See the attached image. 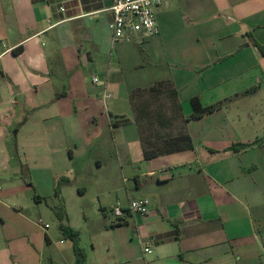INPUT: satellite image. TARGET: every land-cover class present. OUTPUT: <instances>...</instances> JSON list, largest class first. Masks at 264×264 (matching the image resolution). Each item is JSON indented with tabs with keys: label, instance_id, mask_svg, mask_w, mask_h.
Segmentation results:
<instances>
[{
	"label": "crops",
	"instance_id": "crops-1",
	"mask_svg": "<svg viewBox=\"0 0 264 264\" xmlns=\"http://www.w3.org/2000/svg\"><path fill=\"white\" fill-rule=\"evenodd\" d=\"M111 3L0 0V176L22 175L0 193V264L75 263L71 240L50 249L51 227L27 213L22 186L34 191L29 208L48 194L61 199L65 163L85 158L93 143L104 147L107 136L120 174L133 182L125 193L109 189L115 203L100 205L114 217L106 230L116 264H264V141L230 149L264 136V0H171L155 10L159 34L131 41L111 39ZM88 70L103 75L90 80L95 88L85 85ZM161 81L176 89L183 116L194 96L203 105L228 101L191 119L197 126L186 122L192 148L145 160L130 97ZM95 163L102 166L98 156ZM47 174L48 193L35 189L31 176L45 175L47 185ZM139 198L149 201L147 214L129 210ZM85 254L83 264H92Z\"/></svg>",
	"mask_w": 264,
	"mask_h": 264
},
{
	"label": "rangeland",
	"instance_id": "rangeland-1",
	"mask_svg": "<svg viewBox=\"0 0 264 264\" xmlns=\"http://www.w3.org/2000/svg\"><path fill=\"white\" fill-rule=\"evenodd\" d=\"M134 48L135 50L140 49V47L137 45H134ZM100 58H102V56ZM103 58L106 60L109 58V55L105 54ZM172 71H174V69ZM102 76L103 75L100 73V71H86L85 77L88 79L87 83L85 84L86 87L95 88L96 84H92L90 80L93 77H97L98 79L102 80ZM66 79L67 78H64L63 81H66ZM129 81L130 80L128 79V82ZM162 91L163 92L160 94L155 95L150 94L148 91H136L134 94V102L138 104L139 107L149 106L150 110H152L151 120L153 123L156 122V119L153 117L156 110L160 111L165 117H174V115H172L173 112L171 110V102L169 100V96L166 93V89H162ZM193 92L194 90L191 87L182 90L179 99L180 102L183 103V107L185 104L184 101L188 99V95ZM238 100L233 102H240ZM114 101L115 99L111 98L108 100V104L110 105L114 103ZM121 103L125 104L126 111L130 112L131 109L129 107L130 105L128 100H123ZM186 104L189 110V100L186 102ZM197 122L198 120H190L188 124H195V126H197V124H200ZM132 126L133 124L130 127L133 128ZM191 126L193 127L194 125ZM130 127L126 126L127 129ZM154 128H156V126H154ZM106 142V148H104L105 146L103 147V142L100 145L99 143L98 145L93 143L91 146H89L88 155L85 156V158L75 159L70 163H65L63 167V176L57 181L59 184V196L61 199L54 197L53 193L48 194L45 197V201H43L41 204L33 205L32 208H29V199L32 197V193L34 191L31 190L27 185L22 186V194L23 196L25 195L24 198H26V202L24 204L27 208V213L32 209L31 215L34 222L38 223L39 225H44L47 223L51 227L49 232L53 237V241L51 243L50 249H68L71 245L68 236L61 234L60 232L59 225L62 223L78 232L79 247L89 255V261L92 262V264H95L97 259H105L104 262L106 264H116L115 256H117L118 253H115L116 247L114 244L112 243L110 245V233L106 230L109 221L114 220V217L108 208L105 209V213L102 212L100 205L108 206L115 203L116 198L114 197V193L108 194L107 191L109 189L118 188L120 192L122 191L125 193L126 188L131 186L133 187L131 178H129V176L126 174H123V176L120 174L119 166L117 165L118 157L114 152L113 143L111 142L110 136L106 137ZM97 156L102 161V166L100 167L95 163V157ZM18 159L19 158L17 157L16 161ZM21 177V174L13 175L10 171H7V173L0 176V193H7L11 183H21ZM122 177H125L126 180L123 181ZM42 179L43 181L38 182L36 176H31L30 181L33 182L35 189L46 192L48 185L49 188L51 185L50 177L47 174V185L45 175L42 176ZM112 182L113 185H111ZM79 187L85 189L84 194H78L77 189ZM124 196L126 198V194H124ZM12 203L13 205L15 204V202ZM54 206L59 207V214L54 212ZM82 211H84V214ZM104 215H106V218H104ZM61 220L63 222H61ZM118 264H145V261L128 259V261Z\"/></svg>",
	"mask_w": 264,
	"mask_h": 264
},
{
	"label": "trees",
	"instance_id": "trees-1",
	"mask_svg": "<svg viewBox=\"0 0 264 264\" xmlns=\"http://www.w3.org/2000/svg\"><path fill=\"white\" fill-rule=\"evenodd\" d=\"M162 89H166L171 102V110L174 115L173 118L165 117L160 111L156 110L154 113L153 123L152 110L149 106L139 107L134 102V94L130 97V104L135 113V122L139 132L141 143L142 155L145 160L152 159L162 154L172 153L183 149H190L193 147V141L186 131V122L191 119H198L205 114L214 112L227 104L228 100L218 101L210 105H203L199 97L194 96L190 101L192 111L189 115L183 116L181 106L178 100L177 91L169 81H161L158 84L151 86L147 90L150 94H160ZM256 87L246 89L243 94H250L255 91ZM126 121V120H125ZM119 121H114L113 126H117ZM156 126V128H154ZM264 141V136L256 138L255 140L247 143H236L230 146L231 150L237 151L238 149L253 147L261 145ZM103 211V210H102ZM119 224V223H117ZM60 229L64 235L73 242V250L75 254L74 264H83L86 254L79 247L78 232L71 227L60 225Z\"/></svg>",
	"mask_w": 264,
	"mask_h": 264
},
{
	"label": "built area",
	"instance_id": "built-area-1",
	"mask_svg": "<svg viewBox=\"0 0 264 264\" xmlns=\"http://www.w3.org/2000/svg\"><path fill=\"white\" fill-rule=\"evenodd\" d=\"M171 0H112L106 9L110 14L107 29L113 41H130L136 35L152 37L159 34V27L155 18L158 6ZM96 82L97 78H93ZM106 96H109V94ZM149 201L139 198L129 202V210L133 213L147 214ZM120 215L119 207L112 210ZM150 252L149 248H144Z\"/></svg>",
	"mask_w": 264,
	"mask_h": 264
}]
</instances>
